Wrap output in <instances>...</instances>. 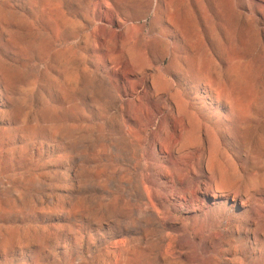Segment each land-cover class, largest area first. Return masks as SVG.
<instances>
[{
	"label": "rangeland",
	"instance_id": "374dc122",
	"mask_svg": "<svg viewBox=\"0 0 264 264\" xmlns=\"http://www.w3.org/2000/svg\"><path fill=\"white\" fill-rule=\"evenodd\" d=\"M0 264H264V0H0Z\"/></svg>",
	"mask_w": 264,
	"mask_h": 264
},
{
	"label": "bare ground",
	"instance_id": "6f19581e",
	"mask_svg": "<svg viewBox=\"0 0 264 264\" xmlns=\"http://www.w3.org/2000/svg\"><path fill=\"white\" fill-rule=\"evenodd\" d=\"M161 83L164 85L166 81H161ZM159 107L165 108L170 111L168 116L176 119V127H180L182 131L187 132L189 137H191V140L193 137L195 139H201L200 132L203 126L202 122L200 121L201 114L198 113L196 109L193 110L191 107V104H189L185 99H180V101L175 103L173 106H169L167 102H164ZM145 109L148 112V115L150 117L151 116L150 108L145 107ZM174 112L175 113L177 112L178 117H176V114L174 115ZM184 121H187V124H188L186 128L184 127L185 126ZM206 127L208 131L212 132L211 128H209L208 126ZM219 160L217 159V154L211 155V157L208 159V165H207L208 170L212 174H216V177H212V179L217 178L218 185L214 187H212L211 185H208L207 189L209 191H212L213 197H220V196L229 197L231 196V190H233V189H228L233 179V174H231L229 169H227L225 165L221 163ZM234 192L235 194L233 196V200L235 202L239 201L241 205L243 206L248 205L249 202L252 200V196L249 193V191H247L245 194L248 197V199L240 197L239 200H238L237 191H234Z\"/></svg>",
	"mask_w": 264,
	"mask_h": 264
}]
</instances>
